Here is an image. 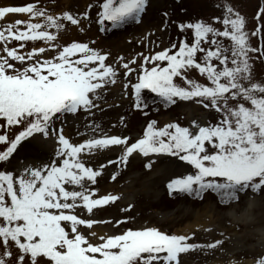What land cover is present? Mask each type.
I'll return each mask as SVG.
<instances>
[{"label":"snow or ice","instance_id":"6c2138e0","mask_svg":"<svg viewBox=\"0 0 264 264\" xmlns=\"http://www.w3.org/2000/svg\"><path fill=\"white\" fill-rule=\"evenodd\" d=\"M148 2L102 0L97 13L100 31L139 23ZM8 14L28 18L0 27V164L5 166L0 169V264H180V254L221 247V240L197 244L191 242L194 233L169 234L156 227L98 234L93 226L111 221L91 218L94 210L119 196H97L98 189L89 186L98 183L106 167L103 163L94 167L91 160L111 146L122 148L117 160L125 165L134 152L177 157L194 171L169 181L170 195L176 191L203 198L211 191L221 202H231L249 189L264 190V82L254 79L250 55L264 57V43L252 46L245 17L225 3L223 18L213 17L222 27L203 19L179 24L182 32L192 33L191 43L185 36L178 45L137 54L143 61L137 82L124 85L127 89L131 84L137 109L149 107L142 95L148 90L165 105L194 101L214 110L216 122L157 127L158 122L151 120L132 143L129 137L106 134L74 143L57 125L68 114L97 108L96 100L116 82L119 70L106 63L109 53L90 46L95 41L59 43L69 22L80 26L78 16L51 13L40 0L0 5V19ZM82 15L89 18L88 12ZM262 16L264 8L257 19ZM262 31L264 25H258L251 35ZM12 41L17 44L9 47ZM50 51L52 55H46ZM136 62L133 57L122 64L126 77L136 71L130 67ZM193 72L202 79L192 77ZM39 137L55 144L49 158L26 165L19 173L9 170L18 149ZM111 178L115 180L116 174ZM121 223L118 220L115 226ZM256 264H264V257Z\"/></svg>","mask_w":264,"mask_h":264},{"label":"rangeland","instance_id":"374dc122","mask_svg":"<svg viewBox=\"0 0 264 264\" xmlns=\"http://www.w3.org/2000/svg\"><path fill=\"white\" fill-rule=\"evenodd\" d=\"M29 2H34V0H0V5L22 6ZM100 2L102 0H70L65 4L62 0H40V6L57 15L68 11L80 18V26H72L69 22L67 31L61 33L59 43L62 45H67L72 41L88 43L95 41V43H90V46L109 53L106 63L115 68L117 61L115 55L119 49L125 48L126 52L121 53L130 54V60L136 57L137 62L130 64V67L136 71L129 73L126 77L125 69L122 66L120 68L121 75L119 77L125 84L137 82L139 65L143 62L142 57L137 54L154 53L170 48L173 43L178 45L185 36L191 43L192 33L182 32L179 24L203 19L214 23L216 27H222L220 23L213 21V17L223 18L225 3L231 5L234 11L245 17L246 30L250 34L249 39L252 46L260 47L264 43V31L256 36L251 35L258 25H264V16L257 19V12L264 8V0H149L139 23L133 22L122 29L111 31H100L101 26L97 22ZM90 4L91 8L88 7ZM85 12H88V19L82 15ZM27 18L24 14H8L5 18L0 19V27L16 19ZM81 27L83 31L80 30ZM16 44L17 42L12 41L9 43V47L16 46ZM27 47H31V42ZM46 55L50 56L52 52L50 51ZM250 55L254 62V79L264 82V57H259L258 53H250ZM121 62L126 63V61ZM191 76L202 79L195 72L191 73ZM203 82L206 83V81ZM134 103L135 96L131 84L127 89L120 88L118 84H108L101 93V98L96 100L98 107L93 108L90 113L80 111L75 115L68 114L63 120V129L68 131L69 138L74 143L82 142L88 137H99L105 134L129 137V143H132L142 137L151 120L158 122L157 127H163L172 122L191 127L192 121L203 125L209 121L214 123L219 119L214 110L205 109L194 101L177 100L173 105H165L157 100L155 104L148 103L149 107L143 111L135 108ZM193 106H196L195 112L191 111ZM145 111L147 115L144 114ZM65 122L68 123L66 128L64 127ZM62 125L58 124L57 126ZM192 130L195 131L194 128ZM39 139L45 140L46 138L39 137ZM0 150H3L2 145H0ZM133 154L136 157H133L131 162L126 165L107 164L102 174L97 178L98 183L89 185L97 188L100 193L101 188L114 183L118 186L117 191L120 192L116 202L94 210L95 215L91 218L98 221H111V223H103L101 230L117 234L127 228L156 227L169 234H175L187 223L193 221L195 212L206 216L210 215V212L212 214L210 215L211 221L203 231L193 230L184 235L194 233L191 242L197 244H208L215 240H221L222 246L214 250L197 249L180 254V264H238L241 261H250L249 263L256 264L259 258L264 257V223L256 227L258 233L252 239L242 238L245 227L246 230L255 232L254 227H250L251 224L248 221L258 213L264 216V190L252 191L249 189L238 194V201L227 204L221 203L218 200V195L211 191L204 193L203 198L176 191L170 195L167 187L169 181L193 172L192 167L168 154H150L147 157L139 152ZM158 157L161 158L158 159ZM157 159L161 163H157ZM171 160L181 162L179 169L170 167L163 169L164 165ZM35 163H39V161H31L30 164ZM91 163L92 166L98 167L103 161L97 159ZM149 163H151V167L146 166ZM4 167L3 164H0V169ZM114 173L116 174L115 180L111 178ZM128 185H133V191L121 192ZM144 185L146 186L144 187ZM248 205L253 209L249 210ZM234 219L235 221H233ZM118 220L123 223L115 226V222ZM232 221L238 224L236 228L231 225ZM228 225L229 230L225 234L220 233L221 228ZM99 226L101 225L97 224L95 229ZM85 232H87L86 229ZM202 234L204 236L200 237ZM252 248H256V250L251 253L249 251ZM240 250H243V253H240Z\"/></svg>","mask_w":264,"mask_h":264},{"label":"bare ground","instance_id":"6f19581e","mask_svg":"<svg viewBox=\"0 0 264 264\" xmlns=\"http://www.w3.org/2000/svg\"><path fill=\"white\" fill-rule=\"evenodd\" d=\"M62 1L65 2V4H66V2L69 3L70 0H62ZM76 1H80V0H76ZM121 52H126V49L125 48H122V50L119 49L115 55V57L117 59V61L115 62V66L119 71H118V75L116 77V82L114 84H116V85L118 84V86H120V88H123L125 83H123V81L119 77L121 75L120 68H121L122 64L124 63L121 61L128 62L130 60L129 57L131 55L128 53H121ZM143 54L149 55L152 53L151 52H144ZM121 57L123 58V60L120 59ZM110 84H112V83H110ZM195 110H196V106H193L191 111L195 112ZM67 126H68V123L65 122L64 127L66 128ZM59 127H61V126H59ZM62 127H63V125H62ZM64 133L67 137H69V133L67 130H64ZM54 148H55V144H54L53 140H51V139L42 140V139L37 138L36 140H33L30 144H26L24 147L19 148L17 153H15L13 155V157L11 158V163L7 165V168L9 170H15L17 173H19L20 169H23V167H25L26 165H29L31 163V161H34V160H37L39 162L42 160L46 161L49 158V156L53 153ZM120 155H122V148L120 146H111V150H103L98 154H94L91 162L95 161L97 159H102L103 164H105V165L108 164L107 163L108 160L117 161L115 164H117V163L122 164L117 160V158ZM133 157H136V155L132 154L129 157L127 164L131 162V159H133ZM159 158H161V157H158V159ZM158 159H157V163H161L158 161ZM123 165H125V164H123ZM180 166H181L180 161L171 160L169 163H166L164 165L163 169L170 167L172 169L177 170V169H179ZM132 182H133V180H132ZM145 186L146 185H144V187ZM117 190H118V186L115 185L114 183H112V184H109L105 188H101V192L97 193V196H102L105 194L118 195V194H120V192ZM131 191H133V185L126 186L124 188V190L121 192L128 193ZM123 203H124V201H123ZM250 205H248L249 206L248 209L252 210L253 208ZM209 214L212 215L210 212H209ZM210 215L206 216V215H201L198 212H195L193 221L190 223H187V225L183 229H180L175 234H180V233L185 234V233L193 231V230L203 231L205 229V227L207 225H209L208 224L209 221H211ZM93 219H95V218H93ZM233 221H235V219ZM233 221L231 222V225L236 228V226H238V224L236 222H233ZM248 222L251 224L250 227H254L253 229H255V232H254V230H249V229L246 230L247 228L245 227V229L242 232V238L243 239L246 238L247 240L252 239L254 237V235L256 236V233H258L256 231V227L259 226L260 224L264 223V216L261 215L260 213L255 214ZM99 225H101V226H99L97 229H95L97 224L94 225L93 230L96 231L98 234H101V235L107 233L106 231L101 230V228H103V224H99ZM228 228H230L229 225L225 226V227L223 226L220 230V233L225 234L229 230ZM107 234H110V233H107ZM201 236H204V235L202 234V235H200V237ZM255 250H256V248H252L249 252L252 253ZM239 252L243 253V250H240ZM249 262L250 261H241V262H238V264H251Z\"/></svg>","mask_w":264,"mask_h":264},{"label":"trees","instance_id":"16d2710c","mask_svg":"<svg viewBox=\"0 0 264 264\" xmlns=\"http://www.w3.org/2000/svg\"><path fill=\"white\" fill-rule=\"evenodd\" d=\"M142 95L145 97L146 102H148V103H150V104H155L156 102L153 103V101H154V100H155V101L159 100V98L156 97L155 94L150 93L148 90H145V91L142 93ZM152 96H154V97H152ZM159 101H160V100H159ZM217 197H218V200L221 202L220 197H219V196H217ZM231 202H232V201H231ZM221 203H223V204H227V203H229V202H221Z\"/></svg>","mask_w":264,"mask_h":264}]
</instances>
